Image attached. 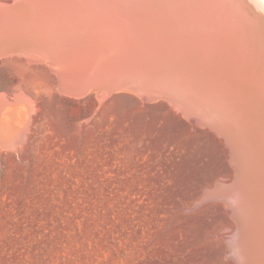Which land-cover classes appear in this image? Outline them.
I'll return each mask as SVG.
<instances>
[{
  "label": "rangeland",
  "instance_id": "obj_1",
  "mask_svg": "<svg viewBox=\"0 0 264 264\" xmlns=\"http://www.w3.org/2000/svg\"><path fill=\"white\" fill-rule=\"evenodd\" d=\"M58 77L0 59V94L34 102L25 142L0 148V264H233L230 210L206 196L235 176L224 141L165 100Z\"/></svg>",
  "mask_w": 264,
  "mask_h": 264
},
{
  "label": "bare ground",
  "instance_id": "obj_2",
  "mask_svg": "<svg viewBox=\"0 0 264 264\" xmlns=\"http://www.w3.org/2000/svg\"><path fill=\"white\" fill-rule=\"evenodd\" d=\"M7 55L48 65L66 94L165 100L213 131L235 175L206 194L230 210L229 257L264 264V0H15L0 4ZM21 95L1 117L0 94L1 150L31 127Z\"/></svg>",
  "mask_w": 264,
  "mask_h": 264
},
{
  "label": "crops",
  "instance_id": "obj_3",
  "mask_svg": "<svg viewBox=\"0 0 264 264\" xmlns=\"http://www.w3.org/2000/svg\"><path fill=\"white\" fill-rule=\"evenodd\" d=\"M8 104H9V103H8ZM9 105H10V106H9ZM9 105L4 106V107H6L7 110L4 109V110H6V111H5V112H3L4 110L2 111L3 114H2L1 117H4V115L6 114V112L9 111V109L11 108L12 105H11V104H9ZM4 107H2V108H4ZM1 110H2V109H1ZM1 117H0V118H1ZM0 120H1V119H0ZM2 120H4V119H2Z\"/></svg>",
  "mask_w": 264,
  "mask_h": 264
},
{
  "label": "water",
  "instance_id": "obj_4",
  "mask_svg": "<svg viewBox=\"0 0 264 264\" xmlns=\"http://www.w3.org/2000/svg\"><path fill=\"white\" fill-rule=\"evenodd\" d=\"M217 60H219V57H218V59Z\"/></svg>",
  "mask_w": 264,
  "mask_h": 264
}]
</instances>
